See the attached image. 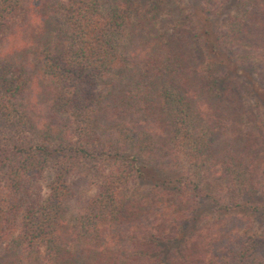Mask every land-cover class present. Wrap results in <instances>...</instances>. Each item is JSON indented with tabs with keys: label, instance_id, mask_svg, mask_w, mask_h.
Masks as SVG:
<instances>
[{
	"label": "trees",
	"instance_id": "trees-1",
	"mask_svg": "<svg viewBox=\"0 0 264 264\" xmlns=\"http://www.w3.org/2000/svg\"><path fill=\"white\" fill-rule=\"evenodd\" d=\"M164 3L0 0V264H264V0H196L193 39ZM81 168L94 191L71 223Z\"/></svg>",
	"mask_w": 264,
	"mask_h": 264
},
{
	"label": "rangeland",
	"instance_id": "rangeland-1",
	"mask_svg": "<svg viewBox=\"0 0 264 264\" xmlns=\"http://www.w3.org/2000/svg\"><path fill=\"white\" fill-rule=\"evenodd\" d=\"M151 1V0H148ZM196 4V0H170V3H164V6H168L167 10H171V14L173 16V18H177L178 20H180V24H184L185 29L187 30V32L185 33L186 36L185 38H189V36L193 39L196 38L197 35L195 33V22L197 21V16H195L194 13V7ZM238 2L233 3V5H231V7H229V5H227L226 7H224V9L222 10L220 16H219V21H223L221 24L219 22V28H221V30H226L227 28H231L232 26V22L231 20H233V16L234 17H238L237 19H240L243 17L244 13L242 14L243 9H239L237 8ZM198 14V13H197ZM59 18L58 17H54L52 18V22H50V20L46 21L48 23V27L50 28V31H54L57 32L58 30H60L61 24L59 23ZM236 24V25H235ZM233 25V27L235 28V26H237V23H235ZM177 34L178 38H181V34ZM186 39V40H188ZM227 43V42H226ZM232 44V43H231ZM228 47H230V50L232 51V54L234 55V57L236 59H240L244 57V50L242 47L240 46H235L233 47V49H231L230 43L226 44V49H228ZM248 51L247 54L250 55V57L252 58V56L254 57L255 54L251 52L250 50V46L247 47ZM229 50V51H230ZM196 51V50H194ZM196 53V52H195ZM189 56H193L195 54L192 53H188ZM32 59L36 57V54L33 53L31 54ZM37 58L35 60H33V62L36 63ZM255 61H252L251 63L254 64ZM249 62V64H247L249 67H253V65ZM247 68V67H246ZM215 71H221V69H217L214 68ZM248 70V69H247ZM250 71V70H249ZM251 75L252 77H254L255 79H259V82L264 83V77H260V75L258 74L257 70H253L251 71ZM40 80L42 81V83H39L38 81H36L35 86H33L34 89V102H36L37 104L39 103L40 105L42 104L43 100L46 98V96L48 95V92H44V83L47 82L46 79L42 76L40 78ZM238 82L237 85L234 86L232 92L230 91L228 93V97L232 98V96L234 97V94L236 92H239V97L242 100V104H243V108L242 109H238V122H242L247 126V130L250 129V133L255 134L257 132V130L259 129V124L257 121V114L261 113V110L259 108V106L254 103V97L251 95V86L255 84L254 80H249L247 78H243V77H239L237 78ZM44 106V105H43ZM41 111L37 113V115H40L42 113V111H44L46 108L45 107H41ZM207 108H203L201 110H203L206 113ZM249 112V113H247ZM202 121V120H200ZM202 127L205 126L206 122L202 121ZM198 127H200V125H198ZM249 128V129H248ZM109 129H104L103 132H108ZM222 146H224V144H228V142H224V143H220ZM230 145V144H228ZM231 147H233V145L231 144ZM234 149H237V147L235 146ZM220 152V151H219ZM222 152V151H221ZM212 153H215L214 150L212 151ZM218 159H220V157H218ZM221 159H223V157H221ZM214 164L216 163L215 161H213ZM238 164V163H237ZM178 168V167H177ZM82 169V168H81ZM244 167L240 166L238 164V170L240 171H244L243 170ZM226 173V171H225ZM83 174L85 175V169H82V173L80 171V173H76L74 174L71 178H72V182H73V188L75 190V196L73 199H70V201L67 204L66 207V211L64 212L63 216L71 223H75L78 220V210H79V204L80 201L85 197V196H89L90 194L93 193L94 188L93 186H91V184H88L89 181L88 179L83 177ZM145 179V178H144ZM149 187V180H144L141 182L140 186L138 187V189L136 188L135 193L140 195L142 194V192L146 191L147 188ZM260 196V197H259ZM258 197L256 198L257 200H263L264 199V194H260ZM251 198V196H250ZM253 199V200H256ZM258 219V218H257ZM254 226H257L258 228H263L264 226H259L258 221L254 222Z\"/></svg>",
	"mask_w": 264,
	"mask_h": 264
}]
</instances>
